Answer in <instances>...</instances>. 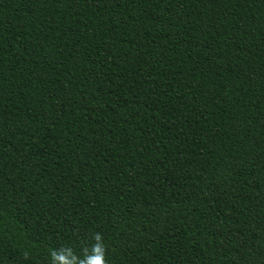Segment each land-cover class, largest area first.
<instances>
[{
	"label": "trees",
	"instance_id": "obj_1",
	"mask_svg": "<svg viewBox=\"0 0 264 264\" xmlns=\"http://www.w3.org/2000/svg\"><path fill=\"white\" fill-rule=\"evenodd\" d=\"M97 245L264 264V0H0V264Z\"/></svg>",
	"mask_w": 264,
	"mask_h": 264
},
{
	"label": "clouds",
	"instance_id": "obj_2",
	"mask_svg": "<svg viewBox=\"0 0 264 264\" xmlns=\"http://www.w3.org/2000/svg\"><path fill=\"white\" fill-rule=\"evenodd\" d=\"M98 239V238H97ZM85 264H101V258H100V246H96V254L93 255L92 257H89L86 261Z\"/></svg>",
	"mask_w": 264,
	"mask_h": 264
}]
</instances>
